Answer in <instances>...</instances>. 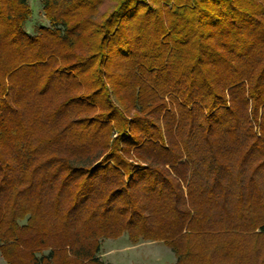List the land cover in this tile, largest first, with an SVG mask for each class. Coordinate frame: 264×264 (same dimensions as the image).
Wrapping results in <instances>:
<instances>
[{
	"label": "trees",
	"instance_id": "trees-1",
	"mask_svg": "<svg viewBox=\"0 0 264 264\" xmlns=\"http://www.w3.org/2000/svg\"><path fill=\"white\" fill-rule=\"evenodd\" d=\"M42 4L31 33L0 0L7 264H108L123 233L264 264V0Z\"/></svg>",
	"mask_w": 264,
	"mask_h": 264
},
{
	"label": "rangeland",
	"instance_id": "rangeland-1",
	"mask_svg": "<svg viewBox=\"0 0 264 264\" xmlns=\"http://www.w3.org/2000/svg\"><path fill=\"white\" fill-rule=\"evenodd\" d=\"M29 4L32 14L26 22V28L31 33H37L41 25H49L50 21L46 17L42 0H29ZM99 256L108 264H174L176 262V254L165 242L160 240L133 242L127 233L103 239ZM0 264H7L1 251Z\"/></svg>",
	"mask_w": 264,
	"mask_h": 264
}]
</instances>
